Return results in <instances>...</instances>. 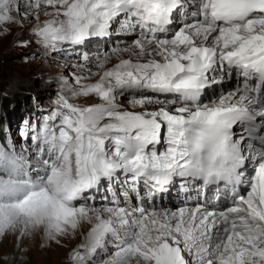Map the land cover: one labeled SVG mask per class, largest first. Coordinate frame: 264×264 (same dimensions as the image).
<instances>
[{
  "label": "snow or ice",
  "instance_id": "1",
  "mask_svg": "<svg viewBox=\"0 0 264 264\" xmlns=\"http://www.w3.org/2000/svg\"><path fill=\"white\" fill-rule=\"evenodd\" d=\"M7 25L31 59L129 40L0 140V240H76L67 264H264V0H0ZM177 181L195 199L157 204Z\"/></svg>",
  "mask_w": 264,
  "mask_h": 264
},
{
  "label": "rangeland",
  "instance_id": "2",
  "mask_svg": "<svg viewBox=\"0 0 264 264\" xmlns=\"http://www.w3.org/2000/svg\"><path fill=\"white\" fill-rule=\"evenodd\" d=\"M7 27L12 28L11 34L0 35V126L4 125V137L11 134L21 143L23 141L18 133L25 122L35 123L52 107V101L59 91L58 77L72 72L68 65L77 62L78 59L83 63V55L94 57L97 53L109 51L117 45L123 46L129 40L125 35L94 38L86 45L77 47L75 52H70L67 56L59 55L51 58L37 56L31 59L29 49L17 47V42L27 39L28 33L15 25H7ZM34 50L35 48L32 49ZM25 52H28L30 57L27 61L23 56ZM108 66L110 67L111 63ZM93 71L96 69L93 68ZM122 102L127 103L126 100ZM101 194L97 193V197ZM155 202L165 207L179 205L177 201H170L166 206L167 198L159 201L157 196ZM76 242V240H64L60 245L48 243L42 239L41 234L37 233L30 239L22 240L20 242L22 247L19 249L16 236L8 234L0 240V264H3L4 256H7L10 262L15 261V264H67V254ZM42 243L45 244L44 248L40 247Z\"/></svg>",
  "mask_w": 264,
  "mask_h": 264
},
{
  "label": "bare ground",
  "instance_id": "3",
  "mask_svg": "<svg viewBox=\"0 0 264 264\" xmlns=\"http://www.w3.org/2000/svg\"><path fill=\"white\" fill-rule=\"evenodd\" d=\"M170 187V186H169ZM172 189V191H170ZM176 197V194H174V192H173V188H168V190L167 191H165V192H161V193H158L157 194V197L159 198V201L161 200V199H166L167 198V201L168 202H165L166 203V206L167 205H169V202L170 201H173V202H175V201H177V199L175 200V197ZM171 198H172V200H171ZM180 204V203H179ZM35 241V240H34ZM35 245V242H34V244H33V246ZM21 247H22V244L20 243V245H19V249H21Z\"/></svg>",
  "mask_w": 264,
  "mask_h": 264
},
{
  "label": "trees",
  "instance_id": "4",
  "mask_svg": "<svg viewBox=\"0 0 264 264\" xmlns=\"http://www.w3.org/2000/svg\"><path fill=\"white\" fill-rule=\"evenodd\" d=\"M6 105H7V104H5V107H6ZM3 126H4L3 124L0 126V130H2Z\"/></svg>",
  "mask_w": 264,
  "mask_h": 264
}]
</instances>
